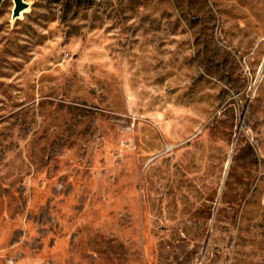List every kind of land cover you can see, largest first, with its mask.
I'll return each instance as SVG.
<instances>
[{"label": "rangeland", "instance_id": "rangeland-1", "mask_svg": "<svg viewBox=\"0 0 264 264\" xmlns=\"http://www.w3.org/2000/svg\"><path fill=\"white\" fill-rule=\"evenodd\" d=\"M0 4V264H264V0Z\"/></svg>", "mask_w": 264, "mask_h": 264}, {"label": "water", "instance_id": "water-1", "mask_svg": "<svg viewBox=\"0 0 264 264\" xmlns=\"http://www.w3.org/2000/svg\"><path fill=\"white\" fill-rule=\"evenodd\" d=\"M3 0H0V4ZM15 8H14V16H19L21 13V10L24 8V1L23 0H15Z\"/></svg>", "mask_w": 264, "mask_h": 264}, {"label": "bare ground", "instance_id": "bare-ground-1", "mask_svg": "<svg viewBox=\"0 0 264 264\" xmlns=\"http://www.w3.org/2000/svg\"><path fill=\"white\" fill-rule=\"evenodd\" d=\"M264 56V55H263ZM264 66V57H263V60H262V64H261V68Z\"/></svg>", "mask_w": 264, "mask_h": 264}]
</instances>
